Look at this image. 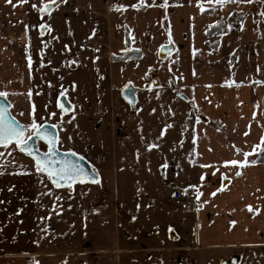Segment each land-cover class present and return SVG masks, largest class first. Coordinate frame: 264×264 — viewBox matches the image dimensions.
Returning a JSON list of instances; mask_svg holds the SVG:
<instances>
[{
    "label": "crops",
    "instance_id": "0c3cea01",
    "mask_svg": "<svg viewBox=\"0 0 264 264\" xmlns=\"http://www.w3.org/2000/svg\"><path fill=\"white\" fill-rule=\"evenodd\" d=\"M40 6L0 0V98L99 182L55 188L0 145V264H264V0H56L37 39Z\"/></svg>",
    "mask_w": 264,
    "mask_h": 264
},
{
    "label": "snow or ice",
    "instance_id": "6c2138e0",
    "mask_svg": "<svg viewBox=\"0 0 264 264\" xmlns=\"http://www.w3.org/2000/svg\"><path fill=\"white\" fill-rule=\"evenodd\" d=\"M19 2H25V0H19ZM63 2V0H61ZM218 3H223V0H217ZM248 2H251V0H248ZM56 3V0H41V6L38 8V11L41 14L44 13H51L52 6ZM200 0H197V4L199 5ZM166 6V3L165 5ZM37 5L33 4V8H36ZM123 5L118 6L119 8H123ZM132 7H136V5H132ZM201 11H204L203 6H201ZM41 29H44L45 27H50L47 25H40ZM127 87V86H126ZM7 94L4 92H0V97H5ZM58 107H61L63 109V105H59ZM66 110V109H64ZM6 110L0 108V145H3L4 147H8L9 144H15L16 148L20 149L21 151L25 152L26 154L33 157L35 160V168L37 173H45L47 177L52 181V183L56 187H60L63 183L68 188L72 187L73 183L84 182L89 178V174L85 171L84 167L78 163L74 162L72 160L68 159H62V160H56L53 157L55 156L56 152V144L60 142V138L56 135H52L48 133L43 124H38L35 119L32 120V122L27 126H21L17 127L14 123L8 122L6 123L4 120V112ZM53 128L56 127V125H52ZM28 129H31V135H26V131ZM163 135V132L161 133ZM31 137H40L41 139L45 140L48 145V151L43 153L42 155H36L34 150L29 148V142ZM71 139V137H69ZM261 144H264V137H261L260 144H257L253 147V152L260 150L264 152V149L261 148ZM154 145H149V149H151ZM67 154L73 157L77 156V153L74 152L72 149L67 150ZM250 155V153H244L245 160L243 161H237L235 159L224 161V164L227 165H240L244 166L248 163H256L255 160L248 161L247 156ZM84 158L82 156L79 157V160H83ZM166 165H163L162 167H165ZM94 171V170H93ZM237 175H240L241 173L237 171ZM223 179V177H222ZM204 180V176H201V181ZM94 182H99V179H97ZM223 185L221 188L217 189L216 191H221L223 189ZM216 192H213L211 195H215ZM199 195L201 193L197 192V199L199 198ZM204 203H207L205 201ZM139 207V205L137 206ZM249 208V211H252L251 206H247ZM256 211L258 212L259 209L257 208ZM135 219V217H133ZM233 223H235L233 221ZM171 230V229H170ZM38 264V262H36Z\"/></svg>",
    "mask_w": 264,
    "mask_h": 264
},
{
    "label": "water",
    "instance_id": "95a60500",
    "mask_svg": "<svg viewBox=\"0 0 264 264\" xmlns=\"http://www.w3.org/2000/svg\"><path fill=\"white\" fill-rule=\"evenodd\" d=\"M173 50H174L173 47L170 45L163 46L160 49V56L162 58H165V57L171 55L173 53ZM154 84L155 85L157 84L156 81H154ZM122 98L130 107H134L136 99H135L134 91L132 88H130V87L125 88L122 92ZM182 99L186 100V98L184 96H182ZM58 104L63 105V109L61 107H58ZM57 107L62 113H68L71 110L69 103L67 102L66 98L63 96L58 98ZM191 107L193 108L192 105H191ZM0 108L6 110L4 112V120L6 123L11 122V123H14L17 127L22 126L11 116V114L9 112V104L3 98H0ZM64 109H66V110H64ZM193 110H194V108H193ZM43 125H44L45 130L48 133L58 136L56 128H53L52 125H50V124H43ZM40 144H42L45 147V150H41L39 148ZM29 148L33 149L36 155H42L43 153L48 151L47 142L45 140L41 139L40 137H31L30 142H29ZM18 150L20 153H22L25 156L32 159L35 163V160L33 159L32 156L26 154L25 152L21 151L20 149H18ZM53 158L56 160L68 159V160H72L74 162H78L84 167L85 171L89 174V178L87 180H85L84 182L77 181L76 183L72 184V187L76 184H79V183L97 184V182H94V181L97 179V177L99 179V176L95 171H93L94 169L91 167V165L86 160H84V159L79 160V156L73 157V156L68 155L67 152L60 151L57 147V144H56L55 156ZM42 174L47 177V175L45 173H42ZM48 180L50 181L52 186H54L55 188H61V189H71L72 188V187L68 188L63 183L61 184L60 187H56L49 178H48ZM222 264H237V259L232 258L229 261H223Z\"/></svg>",
    "mask_w": 264,
    "mask_h": 264
},
{
    "label": "trees",
    "instance_id": "16d2710c",
    "mask_svg": "<svg viewBox=\"0 0 264 264\" xmlns=\"http://www.w3.org/2000/svg\"><path fill=\"white\" fill-rule=\"evenodd\" d=\"M221 27H222L221 25L215 26V27L214 26L210 27L207 30V32H206L207 38L209 39V38H211L213 36L220 37L222 35V33H223L221 31ZM207 45L209 46L211 51H217V49L219 48V41L217 40V41H215L213 43L207 42ZM134 56H135V58H138L139 54L138 53L125 54L123 57L119 58L118 60L124 61V60L129 59V58L134 57ZM257 162L258 163H264V152H262V151L259 152Z\"/></svg>",
    "mask_w": 264,
    "mask_h": 264
},
{
    "label": "rangeland",
    "instance_id": "374dc122",
    "mask_svg": "<svg viewBox=\"0 0 264 264\" xmlns=\"http://www.w3.org/2000/svg\"><path fill=\"white\" fill-rule=\"evenodd\" d=\"M46 14H48V13H44V14H41V13H40V16L37 18L36 24H38V25H37V26H38V29H37V32H35V34H32V35H35V36L37 37V39H38L39 37L42 39L43 34H45V31H46V29H47V27H45L44 29H41V27H40L41 24H43V25H47V18H48V16H46ZM8 31H9V32H8L7 35H8V37H9V42H15L18 36L21 37L20 34H18V33L15 32V31H12L11 28H9ZM30 33H31V32H30ZM30 33H25V34H23V36H24V35H31ZM20 37H19V38H20ZM30 37H32V36H30ZM23 38H24V37H23ZM23 38L21 37L20 40L23 39ZM25 40H27L26 37H25ZM28 40H29V39H28ZM30 40H31V39H30ZM30 132H31V130L28 129V130L26 131V135L29 136ZM39 148H40L41 150H45V147H44L42 144L39 145Z\"/></svg>",
    "mask_w": 264,
    "mask_h": 264
},
{
    "label": "built area",
    "instance_id": "2783aa9c",
    "mask_svg": "<svg viewBox=\"0 0 264 264\" xmlns=\"http://www.w3.org/2000/svg\"><path fill=\"white\" fill-rule=\"evenodd\" d=\"M228 27H235L237 28L239 26V20H231L227 22ZM174 198L177 200H181L185 202L186 204L193 205L195 203V196L193 194H185L182 195L179 192L174 193Z\"/></svg>",
    "mask_w": 264,
    "mask_h": 264
},
{
    "label": "flooded vegetation",
    "instance_id": "af4514ba",
    "mask_svg": "<svg viewBox=\"0 0 264 264\" xmlns=\"http://www.w3.org/2000/svg\"><path fill=\"white\" fill-rule=\"evenodd\" d=\"M31 135V132H30V134H29V136Z\"/></svg>",
    "mask_w": 264,
    "mask_h": 264
}]
</instances>
